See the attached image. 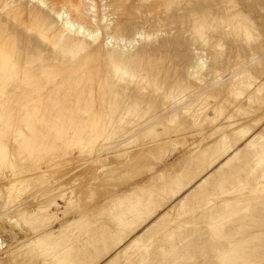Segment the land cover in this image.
Segmentation results:
<instances>
[{
    "label": "rangeland",
    "instance_id": "obj_1",
    "mask_svg": "<svg viewBox=\"0 0 264 264\" xmlns=\"http://www.w3.org/2000/svg\"><path fill=\"white\" fill-rule=\"evenodd\" d=\"M41 1L0 0V264H264V0Z\"/></svg>",
    "mask_w": 264,
    "mask_h": 264
},
{
    "label": "bare ground",
    "instance_id": "obj_2",
    "mask_svg": "<svg viewBox=\"0 0 264 264\" xmlns=\"http://www.w3.org/2000/svg\"><path fill=\"white\" fill-rule=\"evenodd\" d=\"M35 2H39V3H42V5H45V3L41 0H34ZM56 4V3H55ZM55 10L57 11H54V14L57 16V17H62V14L61 13V9L59 7H57V5L55 6L54 8ZM53 161H55L54 163V166L58 165V164H61L63 163V161L59 160V158H54ZM49 162H51L50 164H52V160H49ZM50 166V165H48ZM69 167L68 165H65V168H62V167H54V168H51L48 170V173H46L45 177L48 178L49 180L53 181L52 184H55V183H58L56 184V186L53 188L52 185H51V188H53V190H50L51 191H58V190H61V188L64 186V185H68L70 182H68L69 180V169L67 168ZM86 167V166H85ZM71 168V167H70ZM73 168V167H72ZM75 170V169H73ZM72 173V172H71ZM74 176V175H73ZM68 178V179H67ZM37 181H40V179H36ZM68 180V181H67ZM49 185V187H50ZM10 185H6L5 187H8ZM48 187V186H47ZM18 189L21 191V192H26V186L23 185V186H19ZM46 189V188H45ZM42 190V189H41ZM47 190V189H46ZM64 196H69V193L68 192V188L64 189Z\"/></svg>",
    "mask_w": 264,
    "mask_h": 264
}]
</instances>
